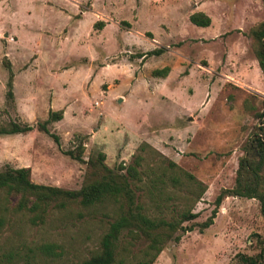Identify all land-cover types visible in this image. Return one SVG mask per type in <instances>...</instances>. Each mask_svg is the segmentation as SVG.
Masks as SVG:
<instances>
[{"label":"rangeland","instance_id":"rangeland-1","mask_svg":"<svg viewBox=\"0 0 264 264\" xmlns=\"http://www.w3.org/2000/svg\"><path fill=\"white\" fill-rule=\"evenodd\" d=\"M194 11L205 12L210 25H194ZM261 20V0H0V126H36L50 111L63 112L48 125L59 144L36 128L0 134V169L29 166L33 182L78 189L87 164L66 151L79 137H86L83 158L101 150L109 167L129 164L146 144L145 162L170 160L205 187L189 203L181 197L184 176L139 192L151 216L169 219L187 203L196 213L183 223L194 229L178 231L180 240L168 242L152 264H236L237 253H257V235L264 236L258 200L214 202L233 186L263 107L264 79L248 36ZM154 48L165 50L143 56ZM7 60L13 101L6 98ZM165 66L167 75L154 73ZM111 212L110 205L72 203L38 225L10 213L0 251L16 254L14 264H75L97 249ZM44 243L55 244L59 256L41 254ZM137 245L126 264L143 240Z\"/></svg>","mask_w":264,"mask_h":264},{"label":"trees","instance_id":"trees-1","mask_svg":"<svg viewBox=\"0 0 264 264\" xmlns=\"http://www.w3.org/2000/svg\"><path fill=\"white\" fill-rule=\"evenodd\" d=\"M264 6V0H261ZM197 26L206 27L211 23L210 17L202 11H195L189 16ZM102 25V22L95 23ZM248 36L253 53L258 61L264 79V20L250 27ZM164 48H154L143 56L161 54ZM8 77L6 81V98L14 100L11 63L7 60ZM169 67L154 70L155 74L165 76ZM262 110L256 113V124L243 145V154L239 157L235 181L232 187L222 188L215 198L218 208L227 196L255 198L259 202L261 214L264 215V101ZM62 110L50 111L44 121L36 126L30 123L11 122L7 127L0 126V134L28 133L36 128L48 134L59 144V136L51 132L48 125L62 118ZM86 137L81 136L77 144L67 150L71 158L87 164V178L78 189H65L58 186L40 184L31 180L29 166L13 167L6 164L0 169V234L7 223L10 213H19L32 225L42 224L51 211L66 210L72 203H79L85 208L111 206V220L99 240L97 249L89 257L75 264H116L120 255V264H126L132 250L139 241L144 245L138 248L133 264H152L163 247L170 241L178 242V231H191L195 225L184 226L196 213L188 207L189 201H197L204 192L203 184L192 174L184 171L176 163L166 160L150 165L145 162V145L140 154L133 157L129 164L109 167L105 163V152L98 150L87 160L83 158ZM163 160V159H162ZM176 170V171H175ZM177 173V174H176ZM181 176L186 178L187 194L181 196L188 201L185 207L169 219L151 216L149 207L141 199L139 192L147 185L151 193L167 182L180 183ZM143 195V194H142ZM217 211V210H215ZM215 211L205 221L198 224L200 231L211 225ZM259 250L255 254H236V264H264V236L257 235ZM120 243V245H119ZM43 255L57 256L56 245L44 243L38 247ZM16 254L0 251V264H14ZM59 256V255H58Z\"/></svg>","mask_w":264,"mask_h":264},{"label":"crops","instance_id":"crops-1","mask_svg":"<svg viewBox=\"0 0 264 264\" xmlns=\"http://www.w3.org/2000/svg\"><path fill=\"white\" fill-rule=\"evenodd\" d=\"M195 12V11H194ZM203 12V11H202ZM205 13V12H204ZM167 75V74H166ZM170 75H171V73H169V75H168V78L170 77ZM170 91H171V95H170V97H171V100H174V101H176V99L175 98H173V91H172V89H169Z\"/></svg>","mask_w":264,"mask_h":264}]
</instances>
